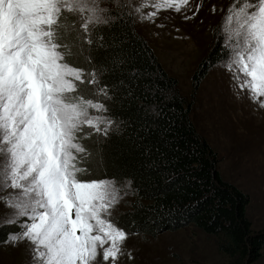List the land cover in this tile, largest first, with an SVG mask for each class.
<instances>
[{
    "label": "snow or ice",
    "instance_id": "obj_1",
    "mask_svg": "<svg viewBox=\"0 0 264 264\" xmlns=\"http://www.w3.org/2000/svg\"><path fill=\"white\" fill-rule=\"evenodd\" d=\"M107 3L127 7L121 0H0V192L11 190L0 203L11 210L5 223L20 228L5 243L27 242L32 264H118L124 255L129 233L113 213L131 182L81 179L93 155L82 141L112 131L103 102L111 97L100 87V70L71 63L74 49L91 47L97 29L123 15ZM188 4L139 0L134 11L154 21L160 11L181 13ZM65 13L75 18L76 40ZM218 31L235 94L264 109V0H232ZM98 41L103 46L102 36ZM80 85L93 86L91 95Z\"/></svg>",
    "mask_w": 264,
    "mask_h": 264
},
{
    "label": "trees",
    "instance_id": "obj_2",
    "mask_svg": "<svg viewBox=\"0 0 264 264\" xmlns=\"http://www.w3.org/2000/svg\"><path fill=\"white\" fill-rule=\"evenodd\" d=\"M111 5L113 15L123 12L114 26L97 29L94 44H84L82 53L74 49L79 67L100 70V87L106 85L111 97L102 100L114 121L107 137L84 142L93 155L82 165L88 173L81 179L131 182L134 200L114 215L129 234L155 237L194 226L214 239L224 258L221 264H257L264 229H252L248 194L223 179L218 153L192 121V101L180 93L177 79L136 32L126 9ZM71 31L69 39L76 40L77 31ZM213 35L214 44L192 74L193 92L210 69L227 59L218 26ZM19 231L18 225L1 224L0 245Z\"/></svg>",
    "mask_w": 264,
    "mask_h": 264
},
{
    "label": "rangeland",
    "instance_id": "obj_3",
    "mask_svg": "<svg viewBox=\"0 0 264 264\" xmlns=\"http://www.w3.org/2000/svg\"><path fill=\"white\" fill-rule=\"evenodd\" d=\"M138 2L121 0V3L127 5L125 9L132 17L136 32L151 47L164 70L177 79L180 93L192 101V121L198 132L218 153L221 176L248 194L246 211L252 229H264V109L252 103L246 94L237 97L231 74L221 66L223 62L210 69L195 92L191 83L194 70L214 44L213 31L220 24L232 0H189L188 6L181 13L162 10L154 21L140 19V14L134 11V4ZM111 4L104 6L111 8ZM197 5H200L199 11ZM151 10L144 9L145 12ZM185 15L190 18L185 19ZM65 16L68 19L63 23L69 24L70 28L75 18L68 13ZM74 58L71 63L79 67ZM92 87L80 85L81 93L85 97L90 96L91 93L86 89ZM92 98L96 99L94 96ZM127 183L118 182L119 185ZM8 191L11 190L0 192V196H6ZM121 195L124 198L113 216L127 209L134 200L130 188L124 189ZM10 213L11 210L0 203V225L6 222ZM262 252L257 264H264V248ZM223 262L224 258L218 253L214 239L194 226H188L155 237L129 234L124 245V255L118 264ZM0 264H32L28 243L15 246L10 243L1 244Z\"/></svg>",
    "mask_w": 264,
    "mask_h": 264
}]
</instances>
